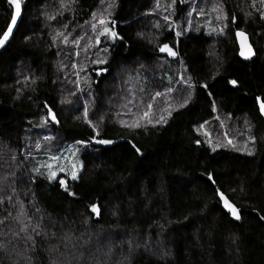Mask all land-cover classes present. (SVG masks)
<instances>
[{
	"label": "trees",
	"instance_id": "16d2710c",
	"mask_svg": "<svg viewBox=\"0 0 264 264\" xmlns=\"http://www.w3.org/2000/svg\"><path fill=\"white\" fill-rule=\"evenodd\" d=\"M160 2L157 9L156 0H115L111 26L123 39L109 42L107 53L101 44L85 53L71 42H54L53 36L68 24L69 41L83 36L81 46L93 43L85 21L101 0H78L56 20L47 15L58 9V0H22L20 24L0 53V197L15 189L14 200L23 201L33 223L42 217L47 235L36 237L31 251L13 235L20 225L9 217L0 225L5 245L0 264H264V120L257 100L264 103V25L254 14L245 26L243 12L250 10L251 0H222L237 23L221 21L228 27L219 35L207 19L218 15L212 8L221 0H176L168 11L163 6L170 0ZM190 12L197 26H189V32L182 27L176 36ZM13 14L8 0H0V36ZM238 30L250 36L256 55L251 62L239 58ZM165 43L176 57L158 50ZM105 56L107 64L92 63ZM104 68L108 71H100ZM86 75L88 86L81 78ZM169 87L175 90L172 97ZM157 91L165 95L156 100V116L166 107L160 102L171 101L175 109L167 123L149 124L146 130L123 127L117 113L126 99L145 103ZM183 91L191 99L180 108ZM85 103L94 122L105 117L98 138L113 144L88 143L94 133L83 120ZM46 104L59 123L42 127ZM136 105L132 113L140 111ZM119 117L128 119L125 113ZM225 132L238 148L247 144L254 154L230 145L212 151L207 140L215 145ZM45 136L55 139L45 141ZM78 140L86 142L79 145L83 169L77 180L67 178L69 191L59 185L64 175L49 181L32 171L51 154L63 156ZM37 142L43 146L39 151ZM217 190L240 209V220L222 209ZM93 204L99 206L98 217ZM18 207L6 203L0 219L8 215L5 208L14 217Z\"/></svg>",
	"mask_w": 264,
	"mask_h": 264
},
{
	"label": "snow or ice",
	"instance_id": "6c2138e0",
	"mask_svg": "<svg viewBox=\"0 0 264 264\" xmlns=\"http://www.w3.org/2000/svg\"><path fill=\"white\" fill-rule=\"evenodd\" d=\"M102 3L105 2V0H101ZM181 2H184V0H181ZM9 5H14V14L11 16V21L9 25L7 26V29L3 32L2 36H0V47H3L5 45V42H7L10 38V36L13 34V28L17 24V20L19 17H21V12H22V0H8ZM78 3V0H58L59 7L56 9L54 13H49L47 15V18L49 20H56L58 16H63V13L65 11H70L72 10L73 6ZM176 4V0H170V4L164 5V10L168 11L169 7H174ZM115 7V0H108L107 6L103 8L100 12H93L91 14V20L90 21H85V23L89 24L92 30V33L94 34L93 37V43H89L86 46H81L80 41L84 39L83 36L80 37H73L71 41H69V36L71 33L66 34V30L68 29V24H63L62 27L65 31H57L55 35L53 36V41L55 42L57 39H60L62 43L68 44L71 42L75 47L81 48L82 51L87 53V51L94 47L95 45H99L102 43L101 37H103L105 40H111L113 43H115L119 39H123L118 35V33L114 30V28L111 25H114V21L111 20L112 16V9ZM161 2L160 0H156V8L159 9L161 8ZM250 10L244 12V16L246 18H252L254 14H258L260 20L264 21V0H251V3L249 5ZM192 11H196L195 8L192 9ZM213 12L218 13L216 16L217 20L220 21H227L229 20V16L226 13L224 7H223V2L221 0L220 3L213 5L212 8ZM243 11V9H242ZM200 13L204 14V10L200 9ZM191 15V12L189 13ZM231 23L235 24L237 23V17L235 14L231 16ZM163 20L169 24H171L169 20V16L165 15L163 17ZM189 24H191V21H189ZM157 29H160L162 26L160 23H156L154 25ZM228 25L224 24L222 28L219 29V33L223 34L225 28H227ZM182 33L180 31L176 32V36H180ZM142 35V34H138ZM236 37L240 40V45H241V55L244 56L245 59H250L252 56L255 55V52L250 44H248V37L245 34L244 31L238 30L236 31ZM158 50L161 53H166L170 57H176L177 52L173 50L172 47L169 46V44L165 43L162 46L158 47ZM103 52L107 53L108 48L102 49ZM75 55L79 56L80 53L76 52ZM92 63L98 64V65H103L108 63L107 56L103 58H98L97 60L92 61ZM73 68L77 67V65L73 64ZM81 70H83L81 68ZM100 71L102 72H107L108 69L104 68L101 69ZM99 74V72H98ZM183 77H181V81H183ZM189 80L191 79L190 77L188 78ZM32 83H35L33 80ZM230 84L233 86L237 85L236 80H231L229 81ZM189 88L194 87L192 84H188ZM204 88H207V85H203ZM143 91V89H142ZM175 90L171 87L167 89L168 93H172ZM75 93H73L74 95ZM165 93H161L159 91L155 92L154 95L151 96V100L155 101L157 97H163ZM191 99V95L189 94L187 97H183L180 102H179V107L183 108L186 106L188 101ZM257 100H259V97H257ZM65 101H62L64 103ZM70 103V101H68ZM129 104H132L133 101L129 100ZM143 103V101H141ZM166 107L163 109H160L159 116H156V112L154 111V104L152 102L147 103L144 106V109L138 113L133 114V119L132 121L125 122L123 120L120 121L123 127L129 129V130H137L144 128L145 130L147 129V126L151 124L153 127H155L157 124H166L168 117L172 115V111L175 110L173 108V105L171 101H165ZM47 108V116L42 120L41 126H46L50 122L58 124L59 120L53 111V109L48 106L47 104L45 105ZM124 107H127V105H124ZM89 108L90 105L88 103H85L84 105V110H83V120L86 124L89 125V127L92 128V131L94 135L90 138L88 143L95 142L96 144L99 145H111L114 143V141L109 140V139H103V138H98L101 136V128L100 126L104 123L105 117L101 116L98 120L95 122L89 117ZM215 110V107L214 109ZM260 113L264 115V103L260 104ZM166 113V115L164 114ZM127 114V113H125ZM117 115H121L120 113H117ZM155 117V123H153V118ZM81 117H77V119H80ZM217 119H219L217 117ZM208 122L205 121V124ZM221 127H223V124H221ZM204 128V124H201L199 126V131L200 129ZM203 135L206 137H210L211 133L204 131ZM225 139H226V145L223 143H219L216 145L212 144L211 139L207 140V143L209 146L212 148V151H216L217 147H224L227 145L232 146L234 149L237 151H247L248 155H253L254 153L247 148V144L244 145V148H238L237 145L234 143L232 139H228V133L225 132L223 133ZM54 137L50 136H45L44 140L45 141H52L54 140ZM249 140L254 144L255 143V137H249ZM197 144L201 143L199 140L196 141ZM76 145H86V142L83 140H78L76 141ZM132 147L135 149L137 153H140V149L133 144ZM35 148L37 151L42 149V145L37 142L35 144ZM71 153L70 157L67 156H61V155H56V154H51L47 160L39 163V165L35 168L32 169L33 172H35L39 176H45L49 181H55L58 179L60 173H64L66 175H69L71 177V180H77L79 172L82 171L83 169V163L80 161L77 153L80 151L79 148L73 146L70 149H67ZM15 159V157H13ZM65 161L64 163H61V161ZM209 180L213 181V177L209 175ZM214 182V181H213ZM59 185L65 190L69 191L67 187V181L63 178L59 179ZM0 191H3L2 188H0ZM70 195H75V193L69 192ZM217 194L220 197V200L223 202V206L227 211L232 215V217L236 220L241 219V214H240V209L234 204L229 201V199L225 196V194L219 190H217ZM14 197H16L15 189L12 190L11 195H7L5 197H0V207L4 206L6 203L10 205L11 208H17V205H19L16 215L13 217L12 212L8 209L5 208L4 211L8 213L7 216L3 217L0 219V225L5 224L6 221L9 219V217H12L17 224L20 225L19 231L16 233H13L14 236L23 239L26 244L30 245L29 250L34 251L36 247V237H45L47 234L42 227L41 221L42 217L40 220H37L35 223H33L32 217L28 215V212L25 209V206L23 204V201H20L18 198L14 200ZM92 213H95L97 217L100 215V210L99 206L96 204H93L90 206ZM39 211V209H37ZM260 219L264 220V216H261ZM23 234V235H21ZM54 235V234H53ZM5 245L3 243H0V249H3ZM29 261H31V257L27 258Z\"/></svg>",
	"mask_w": 264,
	"mask_h": 264
},
{
	"label": "rangeland",
	"instance_id": "374dc122",
	"mask_svg": "<svg viewBox=\"0 0 264 264\" xmlns=\"http://www.w3.org/2000/svg\"><path fill=\"white\" fill-rule=\"evenodd\" d=\"M107 2H108V0H105V2L104 3H100V5L98 6V9H97V11L96 12H100L103 8H105L106 6H107ZM244 12H246V10L244 9ZM243 12V13H244ZM233 15V14H232ZM257 16H258V23H260L261 24V22H262V24L264 25V21H262V20H260V18H259V15L258 14H256ZM237 17V16H236ZM254 17L255 16H253L252 18H246V17H243L244 18V20H243V22H244V24H245V26L247 27V28H249L248 27V25H251V23L250 22H252V20L254 19ZM229 18H230V14H229ZM194 19H195V17H192V15H190V17H187V19H186V23L184 22V21H181L180 23H179V25H180V27H179V30H177V31H180L181 32V28L182 27H186V32H189V31H191V29L189 28V26L190 27H192V29H194L196 26H197V22L194 24ZM189 21H191V24H189ZM229 21H230V19H229ZM170 22L172 23V20H170ZM185 23V24H184ZM207 23H209V26H210V28L213 30V32L214 33H217L218 35L220 34L219 33V29L220 28H222L223 27V22H221L220 20H217L216 19V17H212V18H208L207 19ZM187 24H188V26H187ZM172 26H176V25H172ZM246 27L245 28H243V30H246ZM88 30L89 31H92L91 30V27H90V25L88 26ZM176 32V31H175ZM92 35H93V37H94V34L92 33ZM249 36V35H248ZM249 38H250V36H249ZM253 40L256 42V43H258L257 42V40L256 39H254L253 38ZM101 41H102V43H100L101 44V51H102V49H104V48H109V46H108V44H109V42L111 43L112 41L111 40H105L103 37H101ZM250 41H251V39H250ZM252 45V44H251ZM213 48H214V45L212 46ZM98 53H100V50L98 51ZM102 53H105V52H103L102 51ZM172 60H174V59H172ZM83 80H84V84L86 85V86H88L89 84H90V82L88 81V79L90 78V77H87V75L86 76H83V77H81ZM186 83H187V80H186ZM122 87H123V85H122ZM120 88V90L119 91H121V86L119 87ZM87 89V88H86ZM116 90V89H115ZM163 93V92H162ZM172 93H174V92H172ZM172 93H170V97H172ZM182 98L183 97H186L188 94H187V92L186 91H183L182 92ZM132 96H135V97H138V95L137 94H135V93H132L131 94ZM170 97H168V98H170ZM158 98V97H157ZM157 98H156V100H157ZM148 99V102H145V103H141V101H145V100H138L137 102L135 101H133V105L134 104H137L136 105V108H140V111H141V106H145L146 105V103H149V102H152L153 104H154V106H156V103L158 102V100H157V102H156V100L155 101H152L151 100V96L150 97H148L147 98ZM159 99H160V97H159ZM130 100V98L127 100L126 99V101L121 105V107H119V109H118V113H120V114H122V113H126V112H128V111H130V113L131 114H129V113H127V115H128V119H125V118H122V117H119L118 116V119L121 121V120H123V121H126V122H129L128 120H132L134 117H133V114H135V113H132L131 112V110H130V108L133 106L132 104H129L128 103V101ZM166 100H171V99H166ZM143 104H145V105H143ZM124 105H127V107H124ZM160 106H167L166 105V103L165 102H160V104H159ZM122 109H124V111L125 112H123L122 111ZM138 111V110H137ZM140 111H138V112H140ZM224 117V116H223ZM224 119V121L226 120V117H224L223 118ZM220 121V120H219ZM222 137L223 136H220L217 140L218 141H216V144H219V143H221V140H226L225 138H223L222 139ZM229 139V138H228ZM40 144L42 143V142H39ZM215 144V145H216ZM73 146H75V147H77V148H79L80 149V151L77 153V155H79L80 156V154H81V151H82V147L81 146H79V145H73ZM73 146H71V148L73 147ZM43 147V146H42ZM70 149V148H69ZM70 155H71V153L69 152V151H66L65 152V154L63 155V156H67V157H70ZM65 161H62L61 163H64ZM38 166V165H37ZM36 166V167H37ZM35 173V172H34ZM36 174V173H35ZM37 175V174H36ZM59 175H64V179L65 180H67V178H69V179H71V177L69 176V175H66V174H64V173H60ZM37 176H39V175H37ZM39 177H43L44 179H47L45 176H39Z\"/></svg>",
	"mask_w": 264,
	"mask_h": 264
},
{
	"label": "water",
	"instance_id": "95a60500",
	"mask_svg": "<svg viewBox=\"0 0 264 264\" xmlns=\"http://www.w3.org/2000/svg\"><path fill=\"white\" fill-rule=\"evenodd\" d=\"M12 6V8L14 9V5H11ZM15 10V9H14ZM22 19V12H21V17H19L18 18V20H17V24H16V26H14V28H13V34L10 36V38H9V40L7 41V42H5V45L3 46V47H0V53H1V51H3L4 50V48L11 42V40L13 39V36H14V34L16 33V31H17V27H18V23H19V21ZM246 34V33H245ZM247 35V34H246ZM247 37H248V44H250L251 45V41H250V38H249V36L247 35ZM236 40H237V45H238V48H239V52L241 53V45H240V40L236 37ZM252 46V45H251ZM253 48V47H252ZM254 50V49H253ZM255 57H256V55H254V56H252L250 59H245L244 58V56H242L241 54H240V59L243 61V62H245V63H248V62H251V61H253L254 59H255ZM261 103H263L262 101H261V99L259 100V102H258V107H259V109H260V104ZM260 111V110H259ZM260 115H261V117H262V119L264 120V115H262L261 113H260ZM225 209V208H224ZM226 210V213H229L228 211H227V209H225ZM230 214V213H229ZM231 217H232V215H231ZM232 219L233 220H235V221H238V220H236V219H234L233 217H232Z\"/></svg>",
	"mask_w": 264,
	"mask_h": 264
},
{
	"label": "bare ground",
	"instance_id": "6f19581e",
	"mask_svg": "<svg viewBox=\"0 0 264 264\" xmlns=\"http://www.w3.org/2000/svg\"><path fill=\"white\" fill-rule=\"evenodd\" d=\"M11 6V5H10ZM14 10V9H13ZM22 13H23V7H22ZM21 21V20H20ZM20 21H19V23H18V26H19V24H20ZM18 28V27H17ZM15 35V34H14ZM14 37V36H13ZM238 55H239V58H240V52L238 53ZM241 60V59H240ZM242 61V60H241ZM260 100V99H259ZM259 100H258V102H259ZM262 101V100H261ZM260 112V111H259ZM262 118V117H261ZM218 199H219V201L221 202V206H222V209L226 212V210L224 209V206H223V202L220 200V197L218 196ZM230 201V200H229ZM231 202V201H230ZM232 203V202H231ZM229 214V213H228ZM230 215V218L232 219V217H231V214H229ZM233 220V219H232ZM233 221H235V220H233ZM236 222V221H235Z\"/></svg>",
	"mask_w": 264,
	"mask_h": 264
}]
</instances>
